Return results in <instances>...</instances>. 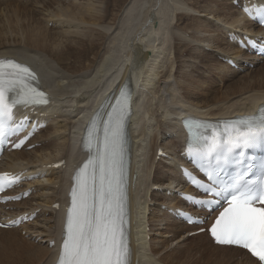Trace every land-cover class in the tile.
Masks as SVG:
<instances>
[{
  "label": "bare ground",
  "instance_id": "1",
  "mask_svg": "<svg viewBox=\"0 0 264 264\" xmlns=\"http://www.w3.org/2000/svg\"><path fill=\"white\" fill-rule=\"evenodd\" d=\"M12 1H20V2H12ZM30 1H32L33 3L45 4L49 1L51 2L52 0L0 1V12L2 13L3 17H6L9 14H11L12 17L14 16L17 19V21L20 22L21 25L22 23L21 21L23 18L19 15L22 14L25 15V18L28 20L27 22H29L27 23L29 24V26L22 28L17 27V29H12L9 28L8 26L6 27L5 25L3 26V31L0 32V47L14 43V44H18V46L23 48V50L9 49L12 51H8V50L4 51L3 49V52L0 53V57H9L10 55H12L11 57H15L20 60L22 58V60H24L25 63L32 65L39 72L43 87L47 89L48 92H50L52 97H55V93L53 89L49 86V83L52 80V78L49 75H53V72L48 73L46 76L45 75L46 73L43 72V70H41V68L37 66V64L34 61L37 55H35V57L33 55L36 54L37 50H40L44 58V63L45 64L47 63L51 67V69H56V70L61 69L63 71H68V74L69 72H73L74 74L76 73L75 75L76 78H74V75L72 74L74 79L73 80L70 79L72 82H69L68 84L69 86H67L68 88L64 86V84L60 83V85L66 88V89L63 88L62 94L69 93V97H70L71 92L78 93L75 98L76 101L81 106V108L78 109L76 120L74 124H72V126L70 127V130L68 131L69 137L67 136L64 137L63 142L61 141V139L63 138L57 139V137L59 136L53 138L52 135H50L51 133H49V135L45 134L47 136L41 135L40 138H44V139L42 140L43 144L40 148H36L35 151L33 152H27L26 150H21V151L13 152L11 154H7L4 157L3 163L0 165V169L2 171H11V172H28V175L30 174V170H32L34 174H37L38 173L37 170L38 168H40L39 164L40 165L44 163L51 164L52 162L63 160L65 159L64 157H66L65 167H62L57 172L53 173L51 178L56 176L55 179L47 180L48 184L53 185V188H51L53 192H51L50 190L52 195L51 196L41 195L43 196L42 202L46 201V203L44 204L48 205L47 206L48 208L50 207L49 205H53L57 202H60L54 199L55 197L61 200L59 204L60 206L59 213L56 215L57 224H56L55 234H57L58 238H62L67 207L69 205L68 193L73 185L72 177L78 165L81 163V161L84 158L87 157V154L83 153L82 151V141L84 137L85 127L89 123L95 111L103 104V102L106 99H108V97L114 99L120 92V89L125 84L129 83L130 81H133L135 87L134 102H133L134 114L131 120V129H130V134H131L130 139L133 140L131 141V149H130V152L132 154V160L131 162L128 163L127 173H126L127 182H128L127 204L129 211L128 237H129L130 248L132 251V264H175L174 262H171L173 260L171 258H173L174 255H179L178 253L167 256L166 253L164 254L161 252L164 250L165 245L168 244L169 241L178 239V237L180 236L178 235L179 232H182L183 230H187L186 233H188L189 231H194L195 229L192 230L188 228L186 225L176 221L173 216H171L170 218L169 214L164 213L163 216H160L163 214L161 210H159L158 214H153L154 211H156V209L159 208V203L160 206L162 204L168 203L175 208L181 205L182 201L178 197L177 193L172 194L170 196L161 194L162 196H160L157 194V192H154L152 190V187H154V185L163 186L165 184H168L169 187H175V189L180 190L184 185V181L181 178V173H180V164L183 163V159L181 157L179 159L178 156H180V154L177 151V149H179L182 144L181 142L184 140V134L181 127L182 119L190 115L196 117H202V118L205 117V118L215 119V118H227L234 116L246 117L249 116V114L250 115L257 114L259 107L262 104H264V74H261L262 79L255 77L253 80L252 79L250 80L249 77V78H245L244 80H241L240 82H235L234 84H232V86L230 85L231 88L228 86L230 89L226 88V91L220 93L222 94L221 96H219L216 93L217 95L216 94L214 96L211 95L212 97H209L205 102L199 100L200 97L197 95V90L204 92L203 94L210 95L211 88L209 87L212 85L210 86L207 85L209 87H207L208 89L206 90L204 89L202 84L198 82H192L187 79H186L187 83L184 81L180 88H179L180 85L179 86L168 85L169 83L165 84L164 88L165 90H167L168 88V93H169V95L166 96L165 99H161L160 98L161 96L154 97L158 95V93L161 91L160 90L161 87L163 86L160 83L161 84L160 87L159 84V82L162 81L161 79H165L167 81L171 78H175L174 75H176L178 72L177 68L174 67L175 65H173V63L169 64V66H166L167 60L169 58V54L171 55L172 53H175L176 55L178 54L179 56L182 57H184V55H186V57L189 54L191 55V48L187 47L188 44L186 42L188 41H186L187 40L185 39L186 37L180 38V40L184 42V45H181V47L180 45L173 43L174 42L173 35L175 34L177 35L178 33L174 31L175 26L173 28V25L179 24L180 26H182V24L180 23L181 17L193 21V24L186 26V30H192L196 38V35L199 33H204L207 35L208 33H210L209 35H211V33L214 31L213 23L216 21L222 22L221 25H218L220 23L217 24L218 30L215 29L219 31V34L217 36L212 35L207 39L206 38L202 39V37L200 39V42L208 41L210 42V44H214L217 46L219 45V43L215 41V37L220 38L221 35L226 36V30L228 28H240L242 31H249V32H254L257 28L242 15L241 10L238 7H235L233 5L232 3L233 0H206L207 5L204 6L203 8L198 7L199 2L203 0H192L191 1L193 2L192 4L197 8H200L202 11H200L199 9L198 11L193 7V5H192L193 8H191V6H189V4H187L184 0H129L131 4L127 5L125 8H123L121 4L115 5V3L112 2V0H78V1L75 0L73 2L69 1V3L63 1L59 2L57 11H55V9L52 7V9L54 10L51 11H53L54 14H51L50 11L49 17L52 20L55 17L56 19L57 18L60 19L63 16L65 17V19L67 18L66 20L70 19V21L72 22L76 20V22L78 21L81 25L74 24L68 21H58L60 27L56 29L59 31L54 32L48 29L47 26L44 27L41 26L40 23L42 20L40 19L37 20L35 18L36 15L41 14V12L34 11L31 9L29 10L28 9L29 5L22 4ZM148 1H150L149 4H147ZM104 2L106 7L105 10H103L104 13H102V10H100L101 7L99 5H102ZM232 5L236 9H234ZM2 6L5 7L3 10L1 9ZM51 6L48 7L47 9L50 10ZM78 6H80V8L78 11H76L78 9ZM224 10L226 14L227 13L228 14L227 15L225 14L223 16L221 13ZM181 11L182 12L185 11V13L188 14L180 15L179 13ZM197 12L206 14L207 16L210 17L213 16L215 20L209 21L207 19H201V18H198L197 20L191 19L190 14L192 15ZM109 16L114 17L109 24H111L112 22L113 26L115 25V31L118 30V33H116V35L112 39L111 41L112 44L107 49L106 56L98 62L99 63L98 65H96L97 64L96 61L95 63L85 67L74 66V64L71 62L70 59L71 56L70 52L66 51L65 49L66 47L71 46V44L77 45L78 43H81L83 39L81 37L82 29L80 30V32H78V30H74L77 32H74L72 30L73 31L72 32L71 29L74 27L79 29L81 26H84V24L85 25L94 24L98 26L104 25L109 21ZM7 18L8 17H6L5 19ZM119 18H122V20L120 19L121 20L120 21ZM26 19L23 20V22L26 21ZM13 20L14 19H12V21ZM35 20H37L36 24H33ZM51 20L50 19L47 20L46 24H48ZM2 21L4 23V20ZM8 21L9 19L6 20L7 23L11 22ZM11 25L9 26L10 27L14 26ZM85 31L86 30H84V32ZM90 31L91 30H88V32ZM98 34L101 35L93 39L94 41L100 42L105 40L107 37L106 34L101 33L100 31H98ZM16 35H19V38L16 37ZM72 35L77 36L76 37L77 39L74 40L75 38H71ZM189 40H191V38ZM219 41H222L221 38L219 39ZM185 43L187 45H185ZM22 44H24V46ZM225 45H227L226 48H222L223 50L220 49L221 51L224 52V54L221 55L229 56L230 53H233L235 56L233 59H235L236 64L239 65L238 70L244 68L245 67L244 63L247 62V60H250L249 59L250 55L240 50L236 46V44L231 43L229 40H226ZM61 46L64 47L59 49ZM200 47L201 46H199V48ZM220 47L221 46L219 45V48ZM80 49L81 46H79V50L74 51L79 56H80L79 53ZM10 52H12L13 54ZM203 52L194 55L195 56L194 58L198 60V63L191 65L193 69L198 68L200 64L202 65V63L204 62L210 63L212 61L214 62L217 61V64L219 66L224 67L220 64L219 60H216L212 55ZM167 53L168 56L165 57L164 55ZM253 60H257V59L253 58ZM226 66L227 68L230 69L229 71H231L235 76V73H237V71L235 69L230 68V66L227 63ZM173 67L176 70H174ZM221 67H219V69ZM217 70L218 67L215 69V72ZM225 71L226 70H222L220 72L218 71L220 76L217 73L216 74L219 76L220 79H223L226 82L227 81L230 82L232 78L228 74H225L227 73ZM255 72L258 74L264 73V66L255 69ZM179 73L180 72H178V74ZM160 74L162 78H160ZM201 74L202 73L200 72L198 73L197 76L193 77L194 76L193 75L191 78H198V81H201L204 78L201 77ZM184 76L186 77V74ZM200 87H202L201 90H199ZM237 94L239 95L240 99H237L236 101H233L234 99L232 100L230 99L231 96H235ZM185 98H188V101H186ZM192 99H194V101ZM219 102L220 103L222 102L223 106L221 105L222 106L221 108H217L215 106ZM226 104L227 106H225ZM214 106L217 109H215ZM153 108L155 109L154 112H153ZM199 108H203V110H199ZM159 109L160 110L163 109V111H166V113L162 114V118L164 117L165 120L167 118L173 120L171 121L173 122L171 126L170 124L168 125V123L167 125L170 126L171 128L170 130L172 131V133L176 135L174 139L178 141V143L175 144L174 149L168 147V145L159 142L158 138L161 134L164 136L167 135L164 129L166 124L159 122V118H157L158 120L156 119L157 116L155 115V113L159 114L160 111ZM49 111L52 116L54 114V111H52L51 107L44 109V112L46 113L47 116ZM170 112H172V116L174 115L173 117L171 116L172 118L170 117L171 114ZM154 119H156L155 121H157L156 123L157 125L153 124ZM49 125H50V120H49ZM54 129L55 130L53 131L55 132L56 131L60 132L61 129H63L62 131H64L66 130V125H57L55 126ZM168 129L169 128H167V130ZM156 130H158V132ZM154 131L157 132V134L156 136H154L155 138L152 139L151 137L152 134H154ZM45 132L48 133V129H46L44 133ZM55 139H57L58 142H56ZM33 143H36V140H34ZM159 148L164 149L166 153L170 155H174L177 158V161L174 162L171 167L173 172L172 177L161 172L160 164H159L160 167L159 165L155 166L156 160L154 158L157 157ZM29 165L32 166L30 167ZM44 172H46V170H43L40 173L42 174ZM34 183L33 182L27 183L29 186L28 188L30 189L31 184L33 185ZM57 183H59V188L55 187L57 186L56 185ZM37 188L38 191H42L43 189V187L41 189L40 186ZM167 189L171 190L169 188ZM34 198L36 199L38 197L34 196ZM34 198L33 199L30 198V200H27L22 204H18L17 207L22 208L23 210L22 209H17V210L27 211L29 209H33L34 211H36V208L40 207L41 205H37V206L35 205V207L32 206V202ZM42 202L40 203L42 204ZM55 208L57 209L58 206H56ZM3 209L4 208H0L1 214L10 213V211L7 212L4 211ZM52 214L53 213L49 215L51 216ZM153 221L155 222L154 224H156V222L158 221L159 225H161L163 222L166 223L169 222L172 225H174L176 227L175 230H173L174 229L173 228L171 229V231L170 230L168 231L167 229L169 228L163 226L166 228L165 232L163 233L158 232V233L161 236L166 235V237H169V235L172 234V236L175 238L171 240H167V239L162 240L163 238H160L159 240L160 243L158 242L159 244L156 242H152L153 237H151L150 235L153 231H155L154 228H157V225L155 227L151 223ZM148 225L150 228H148ZM27 228L28 226H25L22 229H27ZM19 231L21 230L0 229V235H1L0 262L6 261V263L3 264H20L24 260H28L30 264L32 263L53 264L55 262L54 257L58 255V252H56L55 255H53L54 252L50 254V252L52 251L51 249L50 250H47L46 248L44 249L41 245L39 244L36 245L35 243H30L31 248L29 247L26 248L25 246L24 249L23 248L19 249L20 251H24L22 255L20 256L17 255V257H14L9 260L8 259L2 260L3 259L2 251L4 250V247L7 246L13 240H19L21 238L20 237L21 234L19 233ZM34 231L37 232L40 230L37 229ZM194 238L197 239L198 237H194ZM2 240H4L3 243ZM19 241L24 242L22 240ZM206 242H205V244L207 245L206 249H203L200 246L203 249V250L200 249L202 252V256L200 252L199 259L197 258V260L195 261L194 260L195 258H193L194 260L193 264H258L253 258H251L243 250H239L231 247L215 246L211 243L210 240ZM154 243L161 245V248L160 246L159 247L157 245L155 246ZM5 253L7 254L9 253L8 254L9 256H15L14 253H10L9 251H5ZM201 257L203 260L205 258V260H207L208 263H205L203 260H201ZM176 264H180V263H176Z\"/></svg>",
  "mask_w": 264,
  "mask_h": 264
},
{
  "label": "snow or ice",
  "instance_id": "2",
  "mask_svg": "<svg viewBox=\"0 0 264 264\" xmlns=\"http://www.w3.org/2000/svg\"><path fill=\"white\" fill-rule=\"evenodd\" d=\"M254 11L264 25V7ZM35 79L28 67L0 60V146L28 123L27 117L17 123L14 108L27 110L48 103L46 94L33 85ZM131 103V93L122 90L102 130L100 115L90 121L87 143L90 152L94 146V154L73 177L58 264H131L123 149L124 121ZM184 124L188 133L185 155L203 174L200 179L184 170L200 193V197L189 194L185 200L219 212L208 229L217 244L246 249L264 264V207H258L264 205V159L249 155L264 149V107L255 116ZM229 168L234 169L230 174ZM184 215L204 230L205 220Z\"/></svg>",
  "mask_w": 264,
  "mask_h": 264
},
{
  "label": "rangeland",
  "instance_id": "3",
  "mask_svg": "<svg viewBox=\"0 0 264 264\" xmlns=\"http://www.w3.org/2000/svg\"><path fill=\"white\" fill-rule=\"evenodd\" d=\"M63 2H66V3H69V1L70 2H73V1H75V0H62ZM62 1H51V3H41V4H34V3H32L30 6H28V9L30 10H34V11H38V12H41V14H37L36 15V19L38 20V19H40V20H42L41 21V26H47V28L48 29H50V30H52V31H54V32H58L59 30H57L56 28H58L59 26H60V24H59V22L58 21H68V22H72V21H70V19L69 20H66L65 19V17H61L60 19L59 18H57L56 19V17L55 18H53L52 20H51V18L49 17V14H50V11L51 10H54L55 9V11H57V8H58V5H59V2H62ZM78 1V0H77ZM187 4H189V6H191V8H195V9H199L200 11H202L200 8H203L204 6H206L207 4H206V0H203V1H201V2H199V4H198V7H200V8H197L196 6H194L192 3L193 2H191L192 0H184ZM183 1V2H184ZM12 2H20V1H12ZM112 2H114L115 3V5H120L121 4V6L123 7V8H125L127 5H129V4H131V2L129 1V0H112ZM149 2L150 1H148L147 2V4H149ZM8 3V2H7ZM27 3H29V2H27ZM27 3H22L23 5H28ZM5 4V3H4ZM56 4V5H55ZM98 4V3H97ZM46 7H45V6ZM51 5H53V6H51ZM103 5V6H102ZM102 5H99L101 8H100V10H102V13H104V11L103 10H105V2L102 4ZM192 5H193V7H192ZM43 6V7H42ZM51 6V8H50V11L48 12V11H46L45 9H47L48 7H50ZM52 7L54 8V9H52ZM232 7L234 8V9H236L233 5H232ZM5 7L4 6H2L1 7V9L3 10ZM33 8V9H32ZM79 8H80V6H78V9L76 10V11H78L79 10ZM123 10V9H122ZM198 10V11H199ZM22 11H24V10H22ZM43 11V12H42ZM47 12V13H46ZM116 12V11H115ZM114 12V13H115ZM225 12V10L221 13L223 16L226 14V12ZM117 13V12H116ZM51 14H54V12L53 11H51ZM118 14V13H117ZM180 15L182 14H185V15H187L188 13H185V11H181L180 13H179ZM179 14H177V15H179ZM228 14V13H227ZM226 14V15H227ZM120 15V14H119ZM19 16H21L23 19H22V23H21V25H20V22L19 21H17V19L13 16L12 17V15L11 14H9L8 16H6V17H8L7 19H5L6 17H3L2 16V13L0 12V28H1V30H0V32L1 31H3V26L5 25L6 27L8 26L9 28H12V29H17V27L18 28H22V27H26V26H29V24H27V23H29V22H27L28 20L25 18V15H19ZM190 16H191V19H193V20H197L198 18H201V19H207V20H209V21H211V20H215V18H213V16H207L206 14H202V13H199V12H197V13H194V14H190ZM10 17V18H9ZM49 17V18H48ZM3 18V19H2ZM114 17L113 16H109V21H108V24H104V25H94V24H91V25H85V26H81L79 29H77L76 27H74V28H72L71 29V31L73 30H78V32H80V30L82 31V33H81V37H82V41H81V43H78L77 45H75V44H71V46H68V47H66V51H68V52H70V59H71V62L74 64V66H77V67H85V66H88V65H91V64H93V63H95L96 61V65H98L99 63V61L102 59V58H104L105 56H106V52H107V49L111 46V41H112V39L114 38V36L116 35V33H118V30H116L115 31V25L113 26V23L111 22V24H109L110 23V21L113 19ZM9 19V21L8 22H10V23H7L6 22V20H8ZM12 19H14L13 21H12ZM26 19V21H24L23 22V20H25ZM51 20L48 24H46V21L47 20ZM118 19V18H117ZM122 20V18H119V20ZM2 20H4V23H3V21ZM37 20H35L34 22H33V24H36V21ZM45 20V21H44ZM72 20V19H71ZM120 20V21H121ZM217 22V23H216ZM216 22H214L213 23V32L211 33V35H209L210 33H208V35L207 34H204V33H199V34H197L196 35V38H195V36H194V34H193V31L192 30H186V26H189L190 24H193V21H191V20H188V19H186V18H184V17H181L180 18V23L182 24V26H180L179 24H174L173 25V28H174V26H175V28H174V31L175 32H178V33H181L182 34V36H181V34H178L177 33V35L175 34V35H173L174 37H173V40H174V42L173 43H175V44H178V45H180V47H181V45H184V42L183 41H181L180 40V38L182 37V38H184V37H186L185 39H187L186 41H188V42H186L185 43V45H187V47H190L191 48V55L189 54V55H187V57H186V55H184V57H182V56H179L178 54L176 55L175 53H172L171 55L169 54V58H168V60H167V64H166V66H169V64H171V63H173V65H175L174 67L175 68H177V70H178V72H180L179 74H178V72H177V74H176V72H175V74L176 75H174L175 76V78H171V79H169V80H165V79H161L160 81L161 82H159V84L161 83L163 86L161 87V84H160V87H161V91L158 93V95H156V96H154V97H160L161 99H165L166 98V96H168L169 95V93H168V88H167V90H165V88H164V86H165V84H167V83H169L168 85H180L179 86V88L181 87V85L183 84V82L185 81L186 83H187V81H186V79L187 80H190V81H192V82H198V83H200V84H202L203 85V87H204V89H208L207 87H209L210 85H212V86H210L209 88H211V92H210V95H206V94H203L204 92H202V91H198L197 90V95L200 97L199 98V100H201V101H203V102H205L209 97H212L211 95H215L216 93L219 95V96H221L222 94H220V93H222L223 91H226V88H231V86H232V84H234L235 82H240L241 80H244L245 78H249L250 77V80L252 79H254L255 77H257V78H259V79H262L261 77H262V75L261 74H264V73H260V74H258V73H256L255 72V69H257V68H260L261 66L263 67L264 66V60H262V61H256V62H254L253 64H254V67L253 68H251V67H244V68H242V69H240V70H236L237 71V73H235V76H234V74L231 72V71H229L230 69L229 68H227V66H226V63H221L220 62V64L222 65V66H224V67H221V66H219L218 64H217V61H212V62H210V63H208V62H204V63H202V65L200 64V66L198 67V68H196V69H193V67L191 66L192 64L194 65V64H197L198 63V60L197 59H195L194 57V55H197V54H200V53H202L206 48H204L203 46H206L207 48H209V50H205L203 53H207V54H210V55H212L216 60H219V57H218V59H217V57L216 56H218V52L219 51H221V50H223L222 48H226L227 47V45H225L226 44V40H227V38H226V36H223V35H221L220 36V38H221V40L222 41H219V39L220 38H218V37H215V41L217 42V43H219V45L221 46L220 48H219V45L217 46V45H214V44H210V42H208V41H205V42H200V39H201V37H202V39H204V38H209V37H211L212 35H215V36H217L218 34H219V31H217L218 30V25H221L222 24V22H218V21H216ZM38 23H39V21H38ZM72 23H74V24H79V25H81L78 21L76 22V20H74V22H72ZM218 23H220V24H218ZM3 24V25H2ZM12 24V25H11ZM218 24V25H217ZM9 25H11V26H13V27H10ZM20 25V26H19ZM23 25V26H22ZM87 26H89V27H87ZM15 27V28H14ZM53 28V29H52ZM105 28V29H104ZM183 28V29H182ZM110 31H109V30ZM112 29V30H111ZM215 29H217V30H215ZM84 30H86L85 32H84ZM88 30H91L90 32H88ZM93 30V31H92ZM44 31V30H43ZM72 31V32H73ZM98 31H100L101 33H104V34H106V39L105 40H103V41H100V42H97V41H94L93 39H95L96 37H99V35H101V34H98ZM74 32H77V31H74ZM218 32V33H217ZM221 32H223V31H221ZM185 34V35H184ZM180 35V36H179ZM200 36V38H199V36ZM205 35V36H204ZM16 37H18L19 38V35H16ZM77 36H74V35H72L71 36V38H75L74 40H76L77 38H76ZM191 38V40L193 41H191V40H189ZM199 41H198V40ZM177 40V41H176ZM190 41V42H189ZM103 42V43H102ZM198 44H196V43ZM200 43H202L203 45L201 46L202 47V49H200L199 48V45H200ZM23 46H24V44H22ZM211 45V46H210ZM79 46H81V49H80V51H79V53H80V56L77 54V53H75L74 51L75 50H79ZM209 46V47H208ZM5 47V48H4ZM19 47V48H18ZM64 46H61L59 49H61V48H63ZM212 47V48H211ZM211 48V49H210ZM214 48V49H213ZM216 48V49H215ZM219 48V49H218ZM3 49H4V51H6V50H8V51H12V50H9V49H21V50H23V48H21L20 46H18V44H14V43H12V44H7L6 46H1L0 47V53L1 52H3ZM221 49V50H220ZM203 50V51H202ZM201 51V52H200ZM173 52H174V50H173ZM10 53H12V52H10ZM194 53V54H193ZM212 53V54H211ZM13 54V53H12ZM34 54V53H33ZM37 56L35 57V54L33 55L36 59H39L40 60V62H36L35 61V63L37 64V66H39L40 68H41V70H42V66H45V69H47V63L45 64L44 63V58H43V56L41 55L40 57H38L39 55H40V53H37L36 54ZM10 56H12V55H10ZM165 57H167L168 56V53L167 54H165L164 55ZM171 57V58H170ZM179 59H178V58ZM99 58V59H98ZM173 58V59H172ZM211 58V57H210ZM212 59V58H211ZM250 59V58H249ZM22 60V59H21ZM196 60V61H195ZM180 62V63H179ZM196 62V63H195ZM178 65H179V67H178ZM212 67H211V66ZM214 65H215V67H214ZM191 66V67H190ZM173 67V68H174ZM218 67V70L215 72V69ZM219 67H221L220 69H219ZM174 68V70H176ZM223 68V69H222ZM224 68H226V69H224ZM210 69V70H209ZM47 70H49L50 72H53V75L52 76H50L51 78H52V80H51V82L49 83V86L53 89V91H54V93H55V96L57 97V101H56V106L57 107H59V110H58V113H56L55 115H56V117H55V115H54V117H53V119L52 120H55V121H52L51 122V125H50V128H49V130H48V133L47 132H45V134H47V135H49V133H51L50 135H52V137L53 138H55L56 136H59V137H57V139H61V138H63V139H61V141L63 142L64 141V137H69V130H70V127L72 126V124H74V122H75V120H76V116H77V114H78V109H80L81 108V106L80 105H78V103L75 101V97H76V92H71V91H69V92H71L70 93V97H69V93H67V94H62V91H63V88H65V87H62L61 85H60V83L61 84H64V86H69L68 84H69V82H72L71 80H73L74 78H76V73L74 74L73 72H69V74H68V72H66V71H63V70H61V69H59V70H56V69H47ZM54 70V71H53ZM214 70V71H213ZM222 70H226L225 72H227V73H225V74H228L231 78H232V80L230 81V82H226L225 80H223V79H220L219 78V76H220V74H219V72L220 71H222ZM228 70V71H227ZM219 71V72H218ZM44 72V71H43ZM64 72H66V73H64ZM193 72V73H192ZM202 73L201 74V77H204L201 81H198V78H191L193 75V77H195V76H197L198 75V73ZM231 72V73H230ZM251 72V73H250ZM253 72V73H252ZM219 75H217V74ZM72 74L74 75V78H73V76H72ZM186 74V77L184 76ZM191 74V75H190ZM188 75V76H187ZM190 75V76H189ZM190 77V78H189ZM55 78V79H54ZM62 78V79H61ZM160 78H162V76H161V74H160ZM71 79V80H70ZM176 79V80H175ZM184 79V80H183ZM65 80V81H64ZM173 80H175V81H173ZM234 80V81H233ZM62 81V82H61ZM164 81V82H163ZM177 81V82H176ZM175 82V83H174ZM181 84H180V83ZM219 84V85H218ZM201 85V86H202ZM205 85V86H204ZM207 85H209V86H207ZM231 85V86H230ZM186 86V85H185ZM229 86V87H228ZM183 87V86H182ZM68 88V87H67ZM164 88V89H163ZM201 88L202 87H200L199 88V90H201ZM229 88V89H230ZM66 89V88H65ZM228 89V90H229ZM179 91H181V90H179ZM220 91V92H219ZM181 92H183V91H181ZM219 92V93H218ZM65 93V92H64ZM214 93V94H213ZM202 94V95H201ZM216 94V95H217ZM239 94V93H238ZM235 95V96H231L230 97V99L232 100V99H234L233 101H236L237 99H240L239 98V95ZM73 95V96H72ZM75 95V96H74ZM201 95V96H200ZM204 95V96H203ZM237 96V97H236ZM73 97V98H72ZM158 99V98H157ZM185 100L186 101H188V98H185ZM193 101H194V99H192ZM65 101V102H64ZM65 105V106H64ZM222 102L220 103H218V104H216L215 106L217 107V108H221L222 106ZM214 106V107H215ZM225 106H227V104L225 105ZM76 107H77V109H76ZM155 107V106H154ZM215 107V109H217ZM160 110V109H159ZM199 110H203V108H199ZM76 111V112H75ZM155 111V109L153 108V112ZM66 112V113H65ZM73 112V113H72ZM164 113H166V111H163V109L162 110H160L159 111V114L157 113H155V115L157 116L156 117V119L157 118H159V122H162L163 124H166L167 125V123H168V125L170 124V126L173 124V122H171V121H173V120H170V119H166L165 120V118L163 117L162 118V114H164ZM171 114H170V117L172 116V112H170ZM174 113V112H173ZM64 114V115H63ZM159 115H161V116H159ZM174 116V115H173ZM172 116V117H173ZM64 117V118H63ZM162 119H161V118ZM171 117V118H172ZM156 119H154V121H153V124H155V125H157L156 123H157V121H155ZM158 120V119H157ZM162 120V121H161ZM170 122V123H169ZM57 125H66V130H64V131H62L63 129H61L60 130V132H58V131H53V130H55L54 128H55V126H57ZM165 125V127H164V129H165V131H166V133L167 134H169L168 136L166 135V136H164V135H160L159 136V142H161V143H163V144H165V145H168V147H171L172 149H174V147H175V144H177L178 143V141L176 140V139H174L175 138V136H172V135H170L171 133H172V131L170 130L171 128H170V126H166ZM167 128H169L168 130H167ZM157 132H158V130H156ZM170 131V132H169ZM53 132H54V134H53ZM157 132H155L154 131V134H152V139L153 138H155L154 136H156V134H157ZM44 133V132H43ZM43 133H41V134H39V136L37 135V137L35 138V140H36V142H40V141H38L37 140V138L38 137H40ZM55 133H56V135H55ZM44 134V135H45ZM173 134V133H172ZM47 135H45V136H47ZM163 138V139H162ZM57 139H55L56 140V142H58L57 141ZM60 141V142H61ZM165 141V142H164ZM170 142H171V144H170ZM175 142V143H174ZM167 143V144H166ZM170 148V149H171ZM177 148V147H176ZM171 149V150H172ZM33 151H35V150H33ZM33 151H30V152H33ZM177 161V158L174 156V155H172V157H171V159L170 160H167V159H164V160H162V161H160L159 159H157V161H155L156 163H155V166L156 165H161V172H163V173H165V174H167L168 176H170V177H172V174H173V172H172V164L174 163V162H176ZM150 164V163H149ZM40 165V164H39ZM160 165H159V167H160ZM165 165V166H164ZM32 166V165H31ZM30 166V167H31ZM154 169V168H153ZM31 174H34L31 170H30V174L29 175H31ZM170 174V175H169ZM162 176V175H161ZM52 177V175L51 176H49V175H47L46 177H44V178H42V179H40L38 182H36L35 183V185H33V186H35V187H41V189H42V187H43V189H42V191H36V193H35V196L36 197H38V198H36L35 200H33V202H32V206H37V205H41L40 207H41V210H42V214H44V210H47V214L44 216V217H41L40 219H39V222L37 223V228L40 230V231H43L44 232V234H45V232H46V234H45V236H48L49 235V232H55V229H56V226H54V223H55V220H56V215H57V213L56 212H50L49 211V209H48V205H46V204H44V203H46V201L45 202H42L43 201V196H41V195H52V193L51 192H53L52 190H51V188H53V185L52 184H48L47 183V180H51V179H55V177L56 176H54L53 178H51ZM152 178V177H151ZM152 180V179H151ZM44 182V183H43ZM34 183V182H33ZM61 183V182H60ZM42 185V186H41ZM57 186H55L56 188H58V186H59V183H57L56 184ZM50 188V189H49ZM50 190H51V192H50ZM156 192H158V191H156ZM39 193V194H38ZM40 197H42V198H40ZM54 197V196H53ZM56 198V197H55ZM40 202H42V204L40 203ZM42 207H44V210H43V208ZM46 208V209H45ZM159 208H157L156 209V211H154V213L153 214H158V212H159ZM162 212V211H161ZM163 212H165V210H163ZM162 212V213H163ZM51 213H53L51 216L49 215V214H51ZM164 215V213L162 214V215H160V216H163ZM170 216V215H169ZM170 218H171V216H170ZM46 219V220H45ZM48 219H51V220H48ZM54 219V220H53ZM54 221V222H53ZM45 222V223H44ZM46 223H48V224H46ZM155 227H156V225H157V228H154L155 229V231H153L152 233H151V237H153L152 238V242H156V243H158L159 242V240H160V238H163L162 240H164V239H167V240H171V239H174L175 237H173L172 236V234L171 235H169V237H166V235H164V236H161L159 233L161 232V233H163V232H165V230H166V228L165 227H163V226H166L167 228H169V229H167L168 231L170 230L171 231V229H173V230H175V226L174 225H172L171 223H169V222H163L161 225H159L158 224V221L156 222V224H154L155 222L153 221V222H151ZM46 224V225H45ZM165 224V225H164ZM167 224V225H166ZM50 227H49V226ZM53 225V226H52ZM43 227V228H42ZM47 227V228H46ZM49 228V229H48ZM159 228V229H158ZM51 229V230H50ZM22 230H24V229H22ZM21 230V231H22ZM31 230V231H30ZM34 230L35 229H33V228H29V229H27V235L26 236H28L29 234H31L32 235V240L35 242L36 240H34V238L35 237H42V236H40V235H34L35 233H34ZM48 230V231H47ZM172 230V231H173ZM186 231L187 230H183L182 232H179L178 233V235H180L179 237H178V239H176V240H172V241H169V243L168 244H166L165 245V247H164V250L161 252V253H166V255L167 256H170V255H174V254H176V253H178L179 255H174L173 256V258H171V257H169V258H171V259H173L171 262H174L175 264L176 263H180V264H193V262H194V260L196 261L197 260V258L199 259L200 258V252H201V250H203V249H206V244H205V242L207 241V238L204 236V235H201V236H198V238L196 239V238H186L187 236H188V234L189 233H186ZM24 232H26V230H24ZM159 232V233H158ZM1 236V235H0ZM7 236V235H6ZM158 236V237H157ZM21 238L19 239V240H22V241H24V242H27L26 241V239L27 238H25L24 236H20ZM149 238V237H148ZM184 238V239H183ZM42 239V238H41ZM183 239V240H182ZM19 240H13L12 242H10L7 246H5L4 247V250L2 251L3 253V259L2 260H5V259H12V258H14V257H17V255L18 256H20V255H22L23 253H24V251H20L19 249H21V248H25V246H26V248H28L29 246H27L28 244V242L27 243H24V242H21V241H19ZM179 240H180V242H179ZM186 240V241H185ZM37 242V241H36ZM23 243H24V246H23ZM160 243V242H159ZM158 243V244H159ZM173 245H172V244ZM179 243V244H178ZM206 243H208V242H206ZM43 244V247L44 248H46V249H48L47 248V245L49 244V242L48 243H45V242H43L42 243ZM158 244H155L154 243V245L156 246H160V248H161V245H158ZM170 244V245H169ZM199 244V245H198ZM205 244V245H204ZM172 245V246H171ZM179 245V246H178ZM166 246H167V249H166ZM203 248H201V247ZM203 246H205V247H203ZM170 247V248H169ZM172 247V248H171ZM9 248V249H8ZM29 248H31V247H29ZM201 249V250H200ZM166 250V251H165ZM180 250V251H179ZM5 251H9L10 253H14V255L15 256H9L7 253H5ZM192 252V253H191ZM196 252V253H195ZM187 253V254H186ZM163 254V255H164ZM189 254H191V255H189ZM181 255V256H180ZM186 255V256H185ZM178 256V257H177ZM180 256V257H179ZM183 256V257H182ZM190 258H189V257ZM192 256V257H191ZM196 256V257H195ZM201 256H202V252H201ZM177 257V258H176ZM188 257V258H187ZM187 258V259H186ZM193 258H195L194 260H193ZM23 259H24V257H23ZM188 259H190V260H188ZM7 260V261H8ZM201 260H203L202 259V257H201ZM205 263H208V261L207 260H205V258H204V260H203ZM166 262H168V261H166ZM188 262V263H187ZM192 262V263H191ZM24 263H26V261H24ZM203 263V262H202ZM28 264H30V263H28ZM34 264V263H33Z\"/></svg>",
  "mask_w": 264,
  "mask_h": 264
}]
</instances>
